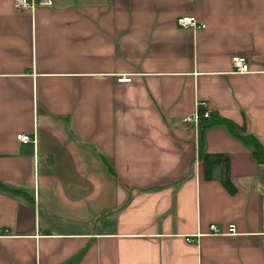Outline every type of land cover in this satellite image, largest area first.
I'll return each mask as SVG.
<instances>
[{
	"label": "crops",
	"instance_id": "crops-1",
	"mask_svg": "<svg viewBox=\"0 0 264 264\" xmlns=\"http://www.w3.org/2000/svg\"><path fill=\"white\" fill-rule=\"evenodd\" d=\"M52 1L0 0V264H264V165L183 123L264 147V0Z\"/></svg>",
	"mask_w": 264,
	"mask_h": 264
},
{
	"label": "built area",
	"instance_id": "built-area-1",
	"mask_svg": "<svg viewBox=\"0 0 264 264\" xmlns=\"http://www.w3.org/2000/svg\"><path fill=\"white\" fill-rule=\"evenodd\" d=\"M53 5L52 0H14V7L17 10H35L38 7H51ZM177 24L179 27L184 29H191L194 31L205 29L206 26L203 24H199L195 17L184 16L180 17L177 20ZM232 66L234 73L236 74H246L249 72L248 60L245 57H233L232 58ZM119 83H131L132 78L128 76H121L118 79ZM211 116V112L208 110L202 111L200 109V105H198L195 113L191 117H185L183 119V123L185 125H195L196 127L199 126V123L202 119H208ZM18 141L24 144H30L33 142V139L29 135L21 134L17 136ZM210 230L213 235H225V234H236V229L234 225H231L228 229L227 233L221 232L216 225H211ZM186 241L188 243H193L194 240L192 238H187ZM264 243V238L262 239Z\"/></svg>",
	"mask_w": 264,
	"mask_h": 264
},
{
	"label": "trees",
	"instance_id": "trees-1",
	"mask_svg": "<svg viewBox=\"0 0 264 264\" xmlns=\"http://www.w3.org/2000/svg\"><path fill=\"white\" fill-rule=\"evenodd\" d=\"M225 126L235 137L239 138L244 144L252 148V154L254 159L260 165H264V147L253 135L243 134L246 133L244 127H239L230 120L221 118L218 115H212L208 119H202L199 123V130L201 138L206 130L216 127ZM203 145V139L200 141V146ZM199 158L204 164L205 177H213V173L216 168L224 169V183L229 181V157L223 154H209L200 150ZM0 188L6 189L0 184ZM8 189V188H7ZM10 190V189H9Z\"/></svg>",
	"mask_w": 264,
	"mask_h": 264
}]
</instances>
